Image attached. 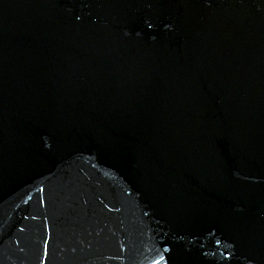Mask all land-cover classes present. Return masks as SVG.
<instances>
[{
    "label": "water",
    "instance_id": "obj_1",
    "mask_svg": "<svg viewBox=\"0 0 264 264\" xmlns=\"http://www.w3.org/2000/svg\"><path fill=\"white\" fill-rule=\"evenodd\" d=\"M0 264H264V0H0Z\"/></svg>",
    "mask_w": 264,
    "mask_h": 264
}]
</instances>
